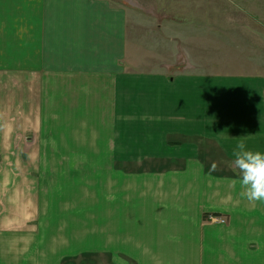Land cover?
I'll return each instance as SVG.
<instances>
[{"label": "crops", "instance_id": "0c3cea01", "mask_svg": "<svg viewBox=\"0 0 264 264\" xmlns=\"http://www.w3.org/2000/svg\"><path fill=\"white\" fill-rule=\"evenodd\" d=\"M138 6L0 0V264H264V74L132 68Z\"/></svg>", "mask_w": 264, "mask_h": 264}, {"label": "rangeland", "instance_id": "374dc122", "mask_svg": "<svg viewBox=\"0 0 264 264\" xmlns=\"http://www.w3.org/2000/svg\"><path fill=\"white\" fill-rule=\"evenodd\" d=\"M123 1L142 6L141 25L128 22L132 68L218 76L264 74V0ZM151 4L158 12H150Z\"/></svg>", "mask_w": 264, "mask_h": 264}, {"label": "clouds", "instance_id": "9594fccd", "mask_svg": "<svg viewBox=\"0 0 264 264\" xmlns=\"http://www.w3.org/2000/svg\"><path fill=\"white\" fill-rule=\"evenodd\" d=\"M235 168L239 171L241 196L249 203L264 204V152L250 149L241 140L232 150Z\"/></svg>", "mask_w": 264, "mask_h": 264}, {"label": "built area", "instance_id": "2783aa9c", "mask_svg": "<svg viewBox=\"0 0 264 264\" xmlns=\"http://www.w3.org/2000/svg\"><path fill=\"white\" fill-rule=\"evenodd\" d=\"M184 66L185 67H189V66H187L186 64H184ZM211 219H213V220H215L217 223H221V222H223L222 220H220V219H216V218H211Z\"/></svg>", "mask_w": 264, "mask_h": 264}]
</instances>
